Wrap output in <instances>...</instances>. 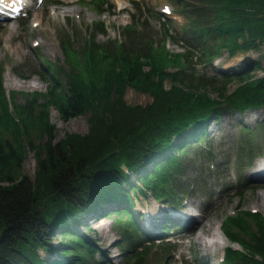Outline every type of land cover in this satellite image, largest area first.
I'll return each mask as SVG.
<instances>
[{
	"label": "trees",
	"instance_id": "obj_1",
	"mask_svg": "<svg viewBox=\"0 0 264 264\" xmlns=\"http://www.w3.org/2000/svg\"><path fill=\"white\" fill-rule=\"evenodd\" d=\"M85 1L101 14L102 5L109 2ZM181 3L182 10H190L195 17L191 37L202 46L201 57L208 64L224 48L235 54L239 49L264 45V0H205L191 9L190 3ZM138 17L125 28V42L100 43L98 34H107L104 23L90 29L77 55L72 53L70 37L63 39V49L76 68L69 69L64 83L50 71H39L44 78H52L50 89L46 94H29L24 104L14 103L13 108L4 87L7 67L0 62V264H112L78 229L91 216H112L122 231L118 247L129 264L141 263L152 243L145 244L132 209L138 193H150L158 201L177 205L180 199L175 189H182L185 176L183 158L191 152L205 155L203 142L210 122L226 107L230 111L264 107V76L243 82L226 99L216 101L207 94L214 86L211 77L196 73L193 75L199 81L192 82L182 70L165 72L168 63L191 62V52L168 56L166 46L160 50L151 34L138 28L141 15ZM210 20L214 23L205 26ZM209 38L219 44H210ZM250 64L253 66L241 71L221 70L219 79H213L222 82L221 88L233 79L242 82L249 79L251 70L262 67L260 61ZM48 65L60 74L59 66ZM166 79L172 81L170 89L164 86ZM128 86L150 93L153 102L129 105L124 97ZM52 107L64 121L89 112L88 132L66 133L56 140L50 123ZM241 128L245 132L241 142L246 144L241 150L249 144L252 153L255 129ZM28 151L36 160L35 178L22 173ZM251 153L245 157L248 164L258 155L254 152L252 157ZM109 202L119 205L106 210L104 205ZM174 219L167 216L156 234L167 233L168 224L183 223ZM223 228L229 239L246 247L245 251L230 248L224 264H264L262 213L238 211L227 217ZM56 235L61 236L58 244L52 241ZM133 247L137 249L133 251ZM170 248L169 243L159 248L165 259ZM41 250L50 257L43 256Z\"/></svg>",
	"mask_w": 264,
	"mask_h": 264
},
{
	"label": "rangeland",
	"instance_id": "obj_2",
	"mask_svg": "<svg viewBox=\"0 0 264 264\" xmlns=\"http://www.w3.org/2000/svg\"><path fill=\"white\" fill-rule=\"evenodd\" d=\"M132 1L134 0H113L114 9L101 14L92 10L85 0H72L69 4L64 3V0H44L38 4L34 0L27 16L0 22V62L5 63L7 67L4 73V87L10 96V106L13 108L14 103L24 104L26 99L31 96L29 94L32 93L46 94V91L51 87L52 78L49 76L44 78L39 71H43V69L50 71L55 79L59 76V81L64 83L69 75V69L76 68L73 67L74 59L69 58L70 55L66 54L63 49L61 39H66L69 36L74 49L72 53L77 55L86 43L90 26L94 25V31L96 27H100V23H104L110 36L108 38L104 34H99L97 40L100 43L115 38L124 41L122 28L131 23V13L134 17L142 15L147 18V22L145 24L140 22L138 28L151 34L160 50L166 46L168 56L184 54L190 50L191 62L181 60V63H168L163 67V70L168 73L181 69L186 78L192 82L199 81L193 75L196 73L211 77L214 86L207 90L211 99L222 101L249 80L264 76L263 44L251 50L239 49L235 54L224 48L211 63L208 64L203 60L201 57L203 48L198 41L192 39L193 34L188 30L192 25L189 23L193 21L194 15L189 11H181L182 8L179 7V4L191 1V4L200 6L205 0H140L139 8L131 3ZM165 10L169 12H165ZM213 23L214 21L210 20L205 23V26H210ZM143 39L147 42L146 37ZM164 41L166 43L162 45ZM37 42L39 45H36ZM209 42L210 44L214 42L219 44V40L215 41V38H211ZM160 57L162 58V55ZM255 61H260L262 67L251 70L249 79L242 82L233 79L226 88H221L222 82L215 83L213 79L220 75L221 70L241 71L246 67H252L253 64L249 65V63ZM47 62H52L55 67L59 66L60 74L52 72L51 67L48 69ZM148 69L150 68L147 67L146 70L148 71ZM231 73L229 72L230 75ZM32 79H35L38 84V87L33 89L27 86ZM171 84L172 81L166 79L164 86L166 89H170ZM124 97L129 105L139 104L142 106L151 104L154 99L150 93L135 90L131 86L127 87ZM40 100L45 101V96H41ZM223 105L225 106V103ZM49 112L50 123L55 127L56 140L64 138L66 133L86 134L89 130V112L67 121L62 120L56 108L52 107ZM241 125L247 129H255L252 153L249 151L250 148L248 149L249 144L246 150H241V147L246 145L241 142V137L245 134ZM203 149L206 153L204 156L191 152L183 158L185 171V176L182 178L183 187L175 189L179 199L182 198L183 202L178 207L179 210H182L181 208L184 206L187 208L189 206V209L194 207L192 211L199 214L198 216L202 213L208 214V217L215 223L216 239L227 241L225 248L222 251H213L201 245L198 238L193 242L190 232L197 226L204 214L198 220H193V222L195 221L194 226L192 224L187 226L186 219L183 220L177 217L178 215L175 216L174 208L170 207L168 203L156 200L150 193L147 195L138 193L139 198L133 212L134 214L137 212L136 215L139 219H144L148 214L151 215L152 222L145 223L143 220L145 227L139 220L140 229L146 242L147 240H152L153 243L157 242L151 246L152 249L139 264H220L226 247L233 246L238 251L246 250V247L241 243L239 244L242 247L231 243L223 234L221 226L225 218L237 210L242 212V210L252 209L264 214L261 199V195L264 193V173H253L259 162L264 160V107L258 109L250 107L247 110L236 109L233 111L226 107L219 118L210 122L207 141L203 144ZM249 152L252 157L254 152L258 154L250 167L247 165V158H245L250 155ZM35 170L34 154L28 151L22 166V173L35 178ZM132 179L137 181L134 176ZM249 179L252 181H248ZM258 202L262 203L261 206L257 204ZM117 205L119 203L109 202L104 207L106 210H111L117 208ZM167 209H172V217L181 220L184 225H166L173 227L165 236L169 237L174 249L169 258L165 260L163 253L159 250V240H157L159 237H148L146 231L149 234L151 229H155L157 232L161 230L163 219H166L170 214ZM84 225H89L90 229H86ZM78 229L83 236L100 248L112 264H129L126 254L118 247L122 241V231L112 216L87 217ZM60 240L61 236L59 235L52 238L54 244H58ZM101 251L96 254L97 259L101 258ZM41 253L43 256L50 257L44 250H41ZM133 254L136 255L137 251Z\"/></svg>",
	"mask_w": 264,
	"mask_h": 264
},
{
	"label": "bare ground",
	"instance_id": "obj_3",
	"mask_svg": "<svg viewBox=\"0 0 264 264\" xmlns=\"http://www.w3.org/2000/svg\"><path fill=\"white\" fill-rule=\"evenodd\" d=\"M12 1L13 0H8L7 2H9V4H10V2H12ZM33 1L34 0H24L25 5L28 2L30 6L32 5ZM71 1L72 0H64V3L69 4ZM19 5H23V4H19ZM27 10L28 9H22L20 12L26 14ZM71 12H73V11H71ZM7 20H10V19L9 18L4 19L3 22H7ZM36 25H38V24H36ZM27 86L33 89L35 87H38V84L36 83L35 79H32L31 82ZM253 173L254 174L255 173H261V174L264 173V160L259 162V164L255 167ZM261 199L263 202L262 206L264 207V193H262ZM257 204L261 206L262 203L259 204V202H258ZM181 209L182 210H179V209L174 210V213L176 214L175 216L178 215L177 217L182 218L183 220L186 219L185 221L187 222V226H189L191 224H192V226H194L195 221L193 222V220H195V219L198 220L199 217L204 214V213H202L200 216H198L199 214L192 211V210H194V207H192V209H189V206H188V208L186 206H184V208H181ZM256 212H259V211L256 210ZM150 217H151V215L148 214L146 219H145V223H147L148 221L152 222V220H150ZM190 219H192V220H190ZM223 226H224V221H223L221 227H223ZM156 232L157 231L155 229H151V231H149V234H156ZM190 236L192 237L193 242H194V239L197 240V238H198L199 243L201 245H203L204 247H206L208 250L222 251L227 244L226 240L222 241L219 238L216 239L217 232L215 229V223L212 222V220L208 217V214H204V216L202 218H200V220L197 223V226L190 232Z\"/></svg>",
	"mask_w": 264,
	"mask_h": 264
},
{
	"label": "snow or ice",
	"instance_id": "obj_4",
	"mask_svg": "<svg viewBox=\"0 0 264 264\" xmlns=\"http://www.w3.org/2000/svg\"><path fill=\"white\" fill-rule=\"evenodd\" d=\"M0 2H2V0H0Z\"/></svg>",
	"mask_w": 264,
	"mask_h": 264
}]
</instances>
